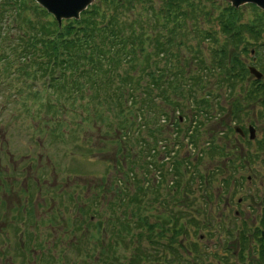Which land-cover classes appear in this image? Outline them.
I'll return each instance as SVG.
<instances>
[{"label":"trees","instance_id":"trees-1","mask_svg":"<svg viewBox=\"0 0 264 264\" xmlns=\"http://www.w3.org/2000/svg\"><path fill=\"white\" fill-rule=\"evenodd\" d=\"M195 1L163 0L156 7L154 0H95L77 21L67 20L58 27L33 0H2L1 29L5 25L9 30H0V74L17 73L31 81L37 76L51 79L49 86L59 104L79 99L77 95L99 99L103 92L112 98L114 93L121 95L127 90L128 96L139 98L140 111L148 108L153 114L156 109L164 113L163 103L186 109L183 98L192 96L196 102L195 86L199 82L198 87H203L201 79L209 82L210 78H205L208 73H214L219 87L232 81L241 83L247 69L240 56L248 53L253 43L250 39L260 40L264 33V12L255 10L248 19L242 8L235 10L224 2L206 0L211 5L210 10H204L206 21H216L222 34L221 38L213 37L210 30L196 23L201 13L195 10ZM216 9L212 17L210 12ZM194 33L200 40L212 41L210 67L202 54L203 42L194 44ZM186 48L188 52H182ZM150 60L154 69L163 61L161 74L152 73L149 83H141ZM126 63L133 75L118 73ZM165 71L168 73L163 76ZM113 76L123 84L112 85ZM87 90L91 94H86ZM38 93L28 96L36 100ZM207 98L200 100L203 104L198 109L209 107ZM239 99L248 102L250 98ZM196 124L191 128L189 123L185 129L191 141L201 135L199 127L205 122Z\"/></svg>","mask_w":264,"mask_h":264},{"label":"flooded vegetation","instance_id":"flooded-vegetation-1","mask_svg":"<svg viewBox=\"0 0 264 264\" xmlns=\"http://www.w3.org/2000/svg\"><path fill=\"white\" fill-rule=\"evenodd\" d=\"M257 106L243 110L230 149L198 162L213 165L199 170L210 178L141 192L145 264H264V107ZM32 157L0 158V264H55L69 249L62 156Z\"/></svg>","mask_w":264,"mask_h":264},{"label":"rangeland","instance_id":"rangeland-1","mask_svg":"<svg viewBox=\"0 0 264 264\" xmlns=\"http://www.w3.org/2000/svg\"><path fill=\"white\" fill-rule=\"evenodd\" d=\"M154 1L156 7L163 3V0ZM195 2V10L201 13V17L196 23L205 28L211 26L212 31L210 34L213 37L221 38L222 34H220L219 26L217 25L216 21H206L208 16L204 14V10H210V2L206 0H197ZM245 10L248 16L253 15V12L249 7L248 9L245 8L244 11ZM217 12V9L212 10L210 12L211 16L215 17ZM1 24L2 23H0V30L8 32L7 29L9 30V27L2 25V27L5 28L1 29ZM198 36V33L192 34V38H196L194 40V44L196 41L203 42L201 45L202 54H204L206 59V67H210L209 62L211 60L210 50L212 49V41L200 40ZM263 37L261 39L262 42H264ZM258 49V51H260L259 55L252 53L251 55L248 54L247 56L243 55V58L245 62H247V65L251 64L252 59L255 58V67H257L262 72L264 69V47ZM188 50L189 49L186 48L183 49L182 52L186 53ZM257 62L258 66L256 65ZM156 64L158 67L153 69L154 63L150 60L149 65L147 66L152 67V70H154L152 72L161 74L163 61L157 62ZM194 64H196V62L192 63V65ZM201 66L204 67L203 65ZM126 71L128 74H134V71L129 69V65L127 63L118 73L123 74ZM166 73L168 72L165 71L163 76H165ZM203 74L205 76L204 72ZM115 77L116 76H113L114 79L112 85L119 87V85L123 83ZM205 78H210V81L205 82L203 79H201L203 84L202 88L198 87L199 82L195 86L196 92L193 94V96L196 99V102L194 99H192V96L183 98L185 107L188 108L186 111L188 110V113L196 111L198 113L196 119L201 120L211 119L214 115L213 113H218V111H221V107L217 106V101L221 98V92L218 89L213 88L215 81L214 73H208V76H205ZM262 78V83H264V75ZM41 82L42 81L37 80V82L33 84V88H35V90H37V88H41ZM27 84H29V82H27ZM24 85H26L24 80L17 79L14 76H9L8 79L2 78V80H0V141H6L8 143V146L4 145L2 148L0 147V158H7L5 156L6 150L9 151V154H13V156L10 155L12 157H19L23 154H29V156L38 155L40 153H59L62 156L64 178L65 182L68 181L66 182L67 192H72L76 188L75 184L76 186L80 185L81 187L78 190L81 194V198L72 201L68 210V226L70 236L68 234L67 240L71 242V244L69 247L70 249L66 254L69 258L67 264H110L114 256V264H139L140 261L137 262V259L138 257L141 259L144 258L143 254L148 248L147 239L149 234L147 226L142 222V216L146 215L147 212L144 211V208L141 210L142 207L140 206L139 199L141 198V193L138 191L140 175H138V169H136L137 159L135 157V153L131 155L133 162L130 166H128L126 171L116 169L117 171L113 173L114 170L110 168L107 170L105 164L103 163L105 161H109V158L111 161L113 160V148L115 147L114 139L116 137L115 132L117 129L116 125H114L116 120L113 116L116 113V109H107V106L104 103V99L106 97L104 96L103 92H101L100 94L102 97L99 99L80 97L77 95L79 99L70 100L69 102L63 101V103H60V106L57 105V109L48 111L45 106L46 102L49 99H51L50 101L53 102L57 101L52 89H48L46 93L43 92V107L40 108L36 104L27 100L26 103L28 104V108H26L23 106V102L25 101L22 99V97H24V95L19 94L22 90H27L25 89ZM263 91L264 86L262 93ZM88 93L91 94L89 90L86 91V94ZM244 94L247 99L250 98L253 101L259 99H256V95L253 92L244 90ZM121 95H123L124 98H127V90L123 91V94ZM203 97H208V101H211L210 106L208 108H204L205 105H202V107L198 109L197 107L199 104H203L200 102ZM135 98L136 96L134 95V101ZM98 101L101 103H98ZM131 104L132 103L128 98V100L124 102L122 106H131ZM136 106L137 105L134 107V113H136ZM226 106L229 107L228 104ZM165 108L166 109L164 113L160 112L159 109H156L155 113L153 114V109L148 110V108L140 111V115H145V117L147 116L149 118L150 121L147 125L153 128V135H147L146 128H140V130L137 129L136 131L131 130L128 135L122 131L120 136L123 139L125 147L146 145L143 142V139L146 140V143L154 142L155 144L160 143V141L168 143L169 140L174 139V135H172L174 129L172 131L170 128H168V122L172 120V117L177 118L179 113L174 112L173 114L172 110H168L169 107L167 105ZM202 111H206L207 113ZM94 115H99V117L95 118ZM190 115L191 114L187 116V120L185 121L186 124L189 121ZM50 117H54L58 121L53 125ZM145 117L136 116L137 123L141 124L147 119V117ZM106 118L107 121L109 120L110 124H108V122L105 120ZM220 118H222V121L221 123H218ZM60 122L62 124L59 128V134L56 127L58 124H60ZM111 123L113 125H111ZM232 126H234L233 119L229 117L227 112L222 113L218 119H212L205 126L207 129L211 128V131L208 133L209 136L211 133L214 134L210 139H207V134L203 133V139L198 141V148L195 146H191L190 148L185 147L184 143H181L178 146L174 145L175 156L178 158V160H180L182 155L187 152L190 153V156H192V153H196L198 149H204L206 147L205 144L208 141L210 142L212 138L218 141L219 139L223 138V135H228L227 137H231V134L233 133H230L229 127L232 128ZM53 127L56 131L54 134L49 135L50 129ZM163 127H166V130L160 131V129ZM135 136L138 138V140L141 139L142 142H139L137 145H135ZM154 136L156 139H154ZM177 136L178 137H176L173 142H179L181 140L182 135L178 134ZM88 144L91 145L90 147L93 146L95 149L89 150ZM100 148H109L111 149V152L99 154L101 152V150H99ZM69 173H76L77 175H69ZM100 177H102L101 181H99ZM152 183L153 179L147 186L148 190L152 188ZM94 185L103 186V192L106 194L108 193V197L106 199L101 200L99 199L100 197H96L93 199L92 203L94 206L100 207L103 210L97 213V219L106 220V223H104L106 232L101 234L102 240L99 241L98 247H91L92 243L91 241H88L89 237L84 234L91 232L88 229H86L84 232L80 231V235L77 234L76 237H72V232L74 231V220L76 218L78 205L81 200H84V197L87 196V194H95L94 189L96 186ZM158 188L159 187H157V189ZM68 199L69 198L67 197V203H69ZM90 200L91 199L87 200L88 205ZM86 216L88 219V215ZM93 220L96 221V219ZM127 223H129V226L127 227L126 233L124 229ZM94 236L95 239H98L100 235L95 233ZM113 240L115 244H112ZM75 244H77L79 248H76ZM53 255L55 256L54 252ZM93 255L98 256L97 261L93 260ZM60 264H63V262Z\"/></svg>","mask_w":264,"mask_h":264},{"label":"water","instance_id":"water-1","mask_svg":"<svg viewBox=\"0 0 264 264\" xmlns=\"http://www.w3.org/2000/svg\"><path fill=\"white\" fill-rule=\"evenodd\" d=\"M47 12L51 13L54 19L61 26V21L66 19H77L80 13L90 5L93 0H35ZM231 4L238 8L241 5L247 3H253L256 6L264 9V0H229ZM250 71L255 74L257 78L261 77V74L254 68L251 67Z\"/></svg>","mask_w":264,"mask_h":264}]
</instances>
